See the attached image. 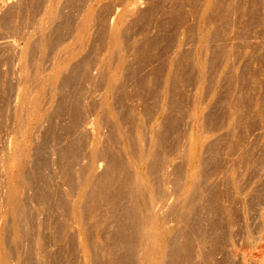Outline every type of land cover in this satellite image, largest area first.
<instances>
[{
	"label": "rangeland",
	"instance_id": "obj_1",
	"mask_svg": "<svg viewBox=\"0 0 264 264\" xmlns=\"http://www.w3.org/2000/svg\"><path fill=\"white\" fill-rule=\"evenodd\" d=\"M199 1L0 0L9 264H264V0Z\"/></svg>",
	"mask_w": 264,
	"mask_h": 264
},
{
	"label": "bare ground",
	"instance_id": "obj_2",
	"mask_svg": "<svg viewBox=\"0 0 264 264\" xmlns=\"http://www.w3.org/2000/svg\"><path fill=\"white\" fill-rule=\"evenodd\" d=\"M199 1V0H198ZM208 1V0H207ZM207 1H206V3H207ZM218 1V0H217ZM200 2V1H199ZM210 3H212L211 2V0H210ZM219 3V2H218ZM202 4H203V0H202ZM253 4V3H252ZM255 4V3H254ZM197 5V4H196ZM210 4L208 3V6H209ZM218 5V4H217ZM216 5V6H217ZM198 6V5H197ZM200 6V5H199ZM207 6V5H206ZM223 7V6H222ZM210 8V7H209ZM208 8V9H209ZM216 8V7H215ZM207 9V10H208ZM213 9V8H212ZM221 9V8H220ZM210 10H211V8H210ZM222 10V9H221ZM251 11H252V9H251ZM255 11V10H254ZM206 12V11H205ZM208 12V11H207ZM210 12V11H209ZM196 13H197V11H196ZM200 13V12H199ZM204 13V12H203ZM202 13V14H203ZM222 13H223V11H222ZM225 13V12H224ZM207 14V13H206ZM244 14V13H243ZM208 15V14H207ZM253 15V14H252ZM202 16V15H201ZM200 16V17H201ZM244 16V15H243ZM249 16H251V15H249ZM255 16V15H254ZM207 17V16H206ZM208 18V17H207ZM210 20V19H209ZM205 22V21H204ZM210 22V21H209ZM208 22V23H209ZM229 22V21H228ZM249 22V21H248ZM206 23V22H205ZM213 24V23H212ZM248 24V23H247ZM209 25V24H208ZM207 27V26H206ZM209 28V27H208ZM207 28V29H208ZM210 29V28H209ZM115 30V29H114ZM207 31V30H206ZM210 31V30H209ZM116 32V31H115ZM204 32V31H203ZM217 32H219V31H217ZM208 34V33H207ZM220 34V33H219ZM209 35H210V33H209ZM201 36V35H200ZM198 39V38H197ZM205 39H206V41H207V38L205 37V35H204V38L202 39L201 38V45L202 46H206V41H205ZM211 39V38H210ZM213 39V38H212ZM200 42V41H199ZM244 46V45H243ZM199 47V46H198ZM201 48V47H200ZM255 48V47H254ZM203 50V49H202ZM209 50V49H208ZM199 53V52H198ZM255 53V52H254ZM201 55V54H200ZM202 60V59H201ZM203 62V61H202ZM204 65V64H203ZM198 66H199V69L201 70L202 69V63L200 64V62L198 63ZM203 70V69H202ZM199 71V70H198ZM205 71V70H204ZM201 77H203V76H201ZM202 87V86H201ZM108 99V98H107ZM110 99V98H109ZM106 102H107V104H109L110 103V101H108V100H106ZM33 104V103H32ZM31 105V104H30ZM34 105V104H33ZM110 105V104H109ZM108 105V106H109ZM107 107V106H106ZM197 111V113H196V115H195V124L197 125L198 123V119H199V116L202 114V113H204V112H202L201 113V111H200V109H198V110H196ZM193 113H194V111H193ZM192 113V114H193ZM74 114V113H73ZM75 115V114H74ZM204 115H202V117H203ZM201 117V116H200ZM201 117V118H202ZM205 117V116H204ZM203 119V118H202ZM194 120V119H193ZM200 122H199V125H198V127L200 128V126L203 124L202 123V121L201 120H199ZM195 125V126H196ZM196 129V128H195ZM198 129V128H197ZM32 134V133H31ZM192 136V135H191ZM193 138V140L191 141L192 142V147H191V145H190V147H191V152H190V154L192 155V170H196V169H198V167L196 168V166H197V162H199L200 161V159L198 160V156H197V150H198V148H199V146L201 145V143L203 144V142H201V141H199L197 138H195V137H192ZM191 139V138H190ZM200 139V138H199ZM200 140H202L203 141V139L201 138ZM17 143V142H16ZM200 143V144H199ZM30 147V146H29ZM22 149H24L23 148V146L22 145H17V146H15L14 147V149L12 150V151H10L8 154H9V156H14V158H15V156H17L19 153H20V151L22 150ZM8 151V150H7ZM199 151V150H198ZM23 156V158L22 159H24V156L25 155H22ZM26 158V157H25ZM29 158V157H28ZM5 159V158H4ZM25 160V159H24ZM198 160V161H197ZM21 161H23V160H21ZM25 163H26V161H25ZM21 166L22 165H20V167L18 168V169H16V172L15 173H13L12 174V171L11 170H9V168H7V169H5L6 171H5V173H7L8 174V176H9V181H10V186H9V189H10V192H11V195H12V197L13 198H16V200H18L19 199V197H20V195H21V191H20V187H21V183L22 182H24L26 179L24 178L25 176H22L21 174H20V172H21ZM11 167V166H10ZM113 167H115V166H113ZM196 168V169H195ZM191 170V169H190ZM197 171V170H196ZM143 174V173H142ZM6 175V174H5ZM140 175V174H139ZM145 176V175H144ZM138 177V176H137ZM135 179L136 178H134V181H135ZM145 179H147L146 177H145ZM127 181V180H126ZM136 181L137 182H135V183H137L136 185H143L142 186V188L143 187H145L144 186V184L146 183V181L144 180V177H142V175H141V177H139L138 178V180L136 179ZM190 181V180H189ZM189 181H188V183H189ZM104 183V182H103ZM125 183V182H124ZM135 183H134V185H135ZM187 183V184H188ZM196 183V182H195ZM107 184V183H106ZM126 184V183H125ZM129 184V183H128ZM148 184V183H147ZM147 184H145V185H147ZM105 185V184H104ZM120 185H122V184H120ZM124 185V184H123ZM131 185H132V183H131ZM135 185V186H136ZM140 186V187H141ZM105 187V186H104ZM139 187V188H140ZM147 187V186H146ZM186 187H188L187 188V190L185 191V192H183V194L181 195V197L179 198L180 200H182V202H185L186 200H189V198L191 199V195L192 194H194L195 192H194V185L192 184V182L191 183H189V185L188 186H186ZM120 188V187H119ZM127 188V187H126ZM128 188H129V186H128ZM138 187H136V190L138 191V189H139ZM197 188V187H196ZM121 189V188H120ZM132 189H133V187H132ZM124 190V189H123ZM126 190V189H125ZM135 190V189H134ZM128 191V190H127ZM130 191H131V189H130ZM129 191V192H130ZM136 191V192H137ZM144 191H145V189H144ZM118 192V191H117ZM132 192V191H131ZM143 192V191H142ZM146 192H147V190H146ZM194 192V193H193ZM135 193V192H134ZM140 193H141V191H140ZM128 194V193H127ZM147 194V193H146ZM148 194H149V192H148ZM137 195V194H136ZM135 195V196H136ZM180 195V194H179ZM194 195H196V194H194ZM129 196H130V194H129ZM151 196V195H150ZM123 197V196H122ZM148 197V196H147ZM194 197V196H193ZM192 197V198H193ZM127 199V198H126ZM132 199V198H131ZM135 199V198H134ZM137 200V199H136ZM150 200V199H149ZM177 200V199H176ZM180 200H178L179 202H181ZM133 201H135V200H133ZM139 201V200H138ZM178 201H177V203H178ZM187 202V201H186ZM131 204V203H130ZM134 204V203H133ZM150 204H152V203H150ZM176 204V203H175ZM162 205V204H161ZM179 205V204H178ZM181 205V204H180ZM135 206V205H134ZM162 207V206H161ZM186 207V206H185ZM180 208V207H179ZM78 209V208H77ZM169 210H170V208H168ZM177 210H179V209H177ZM174 211V210H173ZM72 212H73V210H72ZM76 213H78V212H76ZM128 213V212H127ZM137 213V212H136ZM131 214H132V212H131ZM134 214V213H133ZM132 214V215H133ZM74 215V214H73ZM75 216V215H74ZM130 216V215H129ZM130 217H132V216H130ZM130 220V219H129ZM128 220V221H129ZM124 224V223H123ZM135 225V224H134ZM135 227V226H134ZM127 229V228H126ZM134 229V228H133ZM132 231V230H131ZM123 232V231H122ZM142 232H144L143 230H142ZM146 232V231H145ZM164 232V231H163ZM119 233V232H118ZM120 234V233H119ZM132 234V233H131ZM161 234V233H160ZM123 235V234H122ZM128 235V234H127ZM146 235V234H145ZM121 236V235H120ZM140 236H141V234H140ZM160 236V235H159ZM130 238V237H129ZM160 238V237H159ZM164 238H165V236H164ZM16 239V238H15ZM163 239V238H162ZM119 240V239H118ZM121 240V239H120ZM119 240V241H120ZM122 242V244L124 243V245L126 246V248H128V250L130 251L131 250V248L129 247V245L131 244L130 243V240L129 239H127L126 237L125 238H123V240H121ZM158 242L160 241V240H157ZM167 241V240H166ZM118 242V241H117ZM164 242V241H163ZM162 242V246L164 247L167 243L166 242H164L163 243ZM5 244V242H4V238H2V240H1V238H0V264H9L8 263V251L6 250L8 247L6 246V245H4ZM120 243V244H121ZM135 243V242H134ZM166 243V244H165ZM80 244V243H79ZM165 244V245H164ZM131 246V245H130ZM166 246H168V245H166ZM5 247H7V248H5ZM186 247V246H185ZM130 248V249H129ZM165 249H166V247H164ZM188 248V247H187ZM120 249H122V248H120ZM125 249V248H124ZM161 249H163L162 247H161ZM165 249H163V251L165 250ZM186 249V248H185ZM174 251H176V250H174ZM186 251V250H185ZM185 251H184V253H185ZM128 252V251H127ZM173 252V251H172ZM188 252V251H187ZM134 253V252H133ZM188 254V253H187ZM132 255V254H131ZM122 256V255H121ZM130 256V255H129ZM117 257V256H116ZM123 258H125V257H123ZM128 258V257H127ZM118 259V258H117ZM133 260V259H132ZM132 260H129V261H132ZM109 261V260H108ZM120 261V260H119ZM95 263V262H94ZM103 263V262H102ZM127 264V263H126Z\"/></svg>",
	"mask_w": 264,
	"mask_h": 264
}]
</instances>
